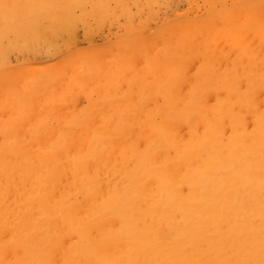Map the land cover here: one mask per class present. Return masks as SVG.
Instances as JSON below:
<instances>
[{
    "label": "bare ground",
    "instance_id": "obj_1",
    "mask_svg": "<svg viewBox=\"0 0 264 264\" xmlns=\"http://www.w3.org/2000/svg\"><path fill=\"white\" fill-rule=\"evenodd\" d=\"M0 264H264V0H0Z\"/></svg>",
    "mask_w": 264,
    "mask_h": 264
}]
</instances>
